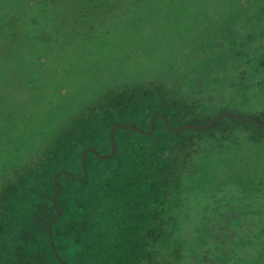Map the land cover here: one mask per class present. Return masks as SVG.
I'll use <instances>...</instances> for the list:
<instances>
[{
	"label": "rangeland",
	"instance_id": "374dc122",
	"mask_svg": "<svg viewBox=\"0 0 264 264\" xmlns=\"http://www.w3.org/2000/svg\"><path fill=\"white\" fill-rule=\"evenodd\" d=\"M261 9V0H0V260L32 264V247L17 256L13 236L34 221L33 195L20 207L30 173L51 166L52 154L66 162L68 144L88 141L90 119L126 97L139 116L148 111V136L155 123L160 133L140 147L171 171L153 199L166 218L151 264H264V136L241 123L215 124L221 115L264 117ZM220 107L230 112L192 124ZM208 124L203 134L174 135ZM116 126L111 149L83 153L84 180L90 152L109 161L115 129L139 128ZM76 200L64 196L61 205L68 264L83 254ZM10 220L13 231L4 226Z\"/></svg>",
	"mask_w": 264,
	"mask_h": 264
},
{
	"label": "trees",
	"instance_id": "16d2710c",
	"mask_svg": "<svg viewBox=\"0 0 264 264\" xmlns=\"http://www.w3.org/2000/svg\"><path fill=\"white\" fill-rule=\"evenodd\" d=\"M261 4L264 5V0H261ZM235 15L236 13L232 12L227 19H233ZM260 16L264 18V9H261ZM258 61L261 66L264 64V58L259 57ZM128 100L126 97L120 99L117 108L103 109L90 119L92 128L84 134L88 137V141L79 139L68 144V147L64 148L70 153L66 162L63 154L59 158L57 154H52L49 159L50 163L53 162L51 166L41 165L39 169L30 173L31 177L26 179V185L22 183L26 187L27 194L20 198V207L29 208L28 204L33 201L36 208L31 212L33 223L31 225L25 223L20 229L16 226L14 231L16 232L13 234L14 238L17 240L19 237L16 244L19 251L17 256L26 258L32 247V264H68L69 242L65 241L64 224L68 222L69 217L61 218V209H63L61 205L64 196H67L77 199L75 203L78 205L80 217L73 221H79L82 229L79 238L84 242L82 259L78 263L69 262L70 264H151L154 261L155 254L159 252L157 242L161 240L159 235L166 215L161 212V205H154L153 199L156 193L157 198L161 195L163 182L170 176L171 171L165 169L167 165H161L155 159L151 160L146 150L140 147V142L153 145L152 142L156 140L154 137L160 135L155 121H161V125L163 121L156 118L154 133L148 136L149 133L146 132L149 129L141 128V124L151 120L148 111L142 108L144 112L142 111L143 114L139 116V109L136 111ZM226 112H230V108L220 107L218 110L213 108L209 113L201 115L203 119H194L192 124L196 122L204 124V120L212 122L214 117ZM166 118L169 124L170 122L173 124L177 117L168 115ZM254 118L247 120L249 123H244V119L221 115L215 124L222 128H232L241 123L251 126L264 136V117L254 116ZM119 124L137 125L139 128H133L134 131L120 127L115 129L112 138L115 137L117 151L109 161H102L90 152L86 163L89 177L84 180L83 153L88 148H96V151L101 150L103 154L108 148L111 149L110 131ZM211 128L212 126L206 129H184L174 135L191 132L203 134ZM142 166L144 171L149 173L146 177L135 175ZM72 176L83 180H74ZM36 187H39V190ZM137 188L143 189L141 193L137 192ZM8 209L15 218L12 208ZM13 220L16 221V218ZM4 226L5 229L13 231V228H9L13 226L11 220ZM143 226L148 230L142 231L143 239H141V234L135 236V230L142 229ZM42 230L45 232L42 233ZM144 231H146L145 236ZM29 238H32V244L25 243ZM138 255L141 259L137 257ZM20 263L19 257L13 256H5L0 260V264Z\"/></svg>",
	"mask_w": 264,
	"mask_h": 264
},
{
	"label": "water",
	"instance_id": "95a60500",
	"mask_svg": "<svg viewBox=\"0 0 264 264\" xmlns=\"http://www.w3.org/2000/svg\"><path fill=\"white\" fill-rule=\"evenodd\" d=\"M219 119V118H217ZM211 124H208V125H205V126H201V127H193V126H186L184 128H181V129H194V128H200V129H204V128H207L208 126H210Z\"/></svg>",
	"mask_w": 264,
	"mask_h": 264
}]
</instances>
